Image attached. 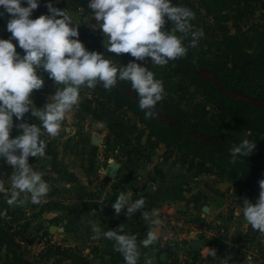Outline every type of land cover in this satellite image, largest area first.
Segmentation results:
<instances>
[{
	"label": "rangeland",
	"instance_id": "1",
	"mask_svg": "<svg viewBox=\"0 0 264 264\" xmlns=\"http://www.w3.org/2000/svg\"><path fill=\"white\" fill-rule=\"evenodd\" d=\"M47 3L40 0L31 18L48 14ZM173 3L189 6L195 12L191 31H204L197 49L227 54L214 18L199 0ZM53 4L73 17L79 25V40L88 50L104 53L117 68L136 60L129 53L107 52L105 37L93 13L77 0H53ZM263 13L264 0L252 2L251 12L241 24L243 30L251 35L250 25L259 21ZM227 25L231 34L236 33L231 22ZM10 37L6 23L0 20V38ZM17 51L23 55L19 46ZM136 62L153 70L164 84V93L173 95L190 111L202 110L216 116L223 131L236 135L241 114L223 119L188 79L175 72L173 61L155 67L151 58ZM201 74L210 78L206 72ZM42 75L44 86L32 93L37 107H43L56 87H62L47 72ZM232 94L261 106L242 92ZM24 121L40 125L31 112L25 114ZM21 122L14 117L13 138L19 134L15 125ZM243 135H249L264 149V134L243 131ZM42 138L47 145L45 155L30 157L29 163L43 173L50 190L41 203L33 204L26 197L28 202L19 206L8 205L5 194L0 193V212L5 213L0 217L4 232L0 233V264H107L95 255L105 250V241L94 238L93 226L103 228L99 220L104 219L102 213L108 200L115 201L121 191L131 190L135 197L146 189L154 191L153 187L162 193V202L167 206L157 212L161 220L158 239L146 248V255H160L156 264H264V234L252 229L242 214L244 199L256 202L259 183L236 170L225 147L208 155L180 148L175 142L165 143L126 106L85 87L81 88L78 106L66 114L59 135L51 137L43 132ZM193 138L206 140L197 135ZM110 167H116L114 177L107 175ZM13 171L0 160V183L9 194ZM168 186L177 197L173 210L165 199ZM81 220L88 227L82 240L86 239L89 249L76 244V228ZM141 255L146 256L144 251ZM161 255L165 258L161 259Z\"/></svg>",
	"mask_w": 264,
	"mask_h": 264
},
{
	"label": "clouds",
	"instance_id": "2",
	"mask_svg": "<svg viewBox=\"0 0 264 264\" xmlns=\"http://www.w3.org/2000/svg\"><path fill=\"white\" fill-rule=\"evenodd\" d=\"M39 5L40 0H0V17L9 14L6 30L11 33L10 38H0V160L14 169L10 175V194L3 183L0 193L5 194L10 206L27 203L26 197L39 204L46 197L49 184L43 173L29 163V158L45 155L43 132L51 137L59 135L66 114L79 104L82 87L91 89L102 83L106 90H111L118 81H129L139 97V108L144 110L145 118H151L152 110L163 98L164 84L153 70L136 61L151 58L153 67L165 66L170 60L187 55L184 40L189 33L192 48L204 36L203 29L191 31V22L196 18L193 9L174 4L173 0H88V8L105 37L107 52L129 53L136 58L117 68L104 53L84 46L79 40V25L66 10L55 7L53 0L46 5L48 14L31 18ZM166 19L173 22L171 29H165ZM42 72H47L62 87H56L49 101L37 107L32 93L44 86ZM29 112L40 125L24 121ZM14 117L22 122L15 125L19 134L13 138ZM255 148L256 143L245 136L229 149L232 162L248 158ZM259 187L255 203L243 200L242 214L252 229L264 234V179L259 180ZM145 204L144 196L133 199L129 190L121 191L111 205L116 214L124 211L129 218L144 209L142 219L148 231L142 240L126 232L123 224L106 231L93 226L94 238L112 241L125 264H140L141 246L149 248L158 239L151 226H158L161 220L156 210L149 213ZM4 215L0 212V217ZM143 264H154L153 257L146 256Z\"/></svg>",
	"mask_w": 264,
	"mask_h": 264
},
{
	"label": "trees",
	"instance_id": "3",
	"mask_svg": "<svg viewBox=\"0 0 264 264\" xmlns=\"http://www.w3.org/2000/svg\"><path fill=\"white\" fill-rule=\"evenodd\" d=\"M77 1L88 8V0ZM254 1L257 0H199L207 14L214 18L227 54L190 47L189 33L184 40L188 47L187 55L169 61L174 62L175 72L188 79L223 119L235 113L241 114L236 135L223 131L216 116L202 110L190 111L173 95L166 93L152 110L153 116L145 118L144 110L139 108V97L129 81H118L111 90H106L102 83L91 89L85 88L126 106L165 143L175 142L180 148H192L196 153L208 155H212L217 148L225 147L230 156L229 149L233 144L239 143L245 136L250 138L243 135V131L264 134V13L259 21L250 25L251 35L241 26ZM8 18L6 13L0 20L7 23ZM228 22L232 23L236 33L229 32ZM165 29H171L167 19ZM202 72L208 73L210 78L203 77ZM232 91L248 95L261 106L236 99ZM194 135L206 140L196 141ZM230 161L244 178L258 183L264 179V149L258 143L248 158L232 162L230 156ZM0 233L4 234L1 229Z\"/></svg>",
	"mask_w": 264,
	"mask_h": 264
},
{
	"label": "crops",
	"instance_id": "4",
	"mask_svg": "<svg viewBox=\"0 0 264 264\" xmlns=\"http://www.w3.org/2000/svg\"><path fill=\"white\" fill-rule=\"evenodd\" d=\"M153 188L155 189L154 191L153 189L152 191L146 189L143 190L141 193H139V195L132 197L133 199H137L140 196H144L146 198L145 209L149 211V213H151L153 209H155L156 212H158L160 210H164L167 207L162 202V193L161 192L158 193L156 187ZM173 191L174 190L169 186L166 187L165 199H167V201L170 202L171 204L170 206L172 207L170 208L171 210L175 209V199L177 198V197L175 198V192ZM114 202H115L114 200H108L107 208L103 209L102 217L104 219L99 220L100 224H103L102 229L104 231L108 230L109 228L117 229L119 225L123 224L126 226L125 229L126 232L137 235L138 241L145 238L147 235L148 226L145 224V221L142 219V212L144 211V209L137 211L136 213L133 214L132 217L129 218L124 211H122L119 214L115 213L114 209L111 207V205ZM78 223L79 224L76 228V231L78 232L76 244H82L81 246H84L83 248L89 249L86 247L88 246L86 239H85L86 243L82 240V236H83L82 233H87L88 227L82 220L79 221ZM151 227L158 236L159 227L157 226H151ZM101 240L105 241V246H104L105 250L101 251L100 254L96 253L95 255L101 257L103 261L107 264H125L122 254L114 250L113 242L110 240H106L104 238H101ZM143 251L146 255V248H143L141 246V253ZM146 256L153 257L154 264H156V260H160V255L156 257L153 255V253H149V254L147 253ZM146 256L141 255L140 264H143Z\"/></svg>",
	"mask_w": 264,
	"mask_h": 264
},
{
	"label": "water",
	"instance_id": "5",
	"mask_svg": "<svg viewBox=\"0 0 264 264\" xmlns=\"http://www.w3.org/2000/svg\"><path fill=\"white\" fill-rule=\"evenodd\" d=\"M115 172H116V167H110L108 170H107V175L109 177H114L115 176ZM165 258V255H161V259H164Z\"/></svg>",
	"mask_w": 264,
	"mask_h": 264
}]
</instances>
